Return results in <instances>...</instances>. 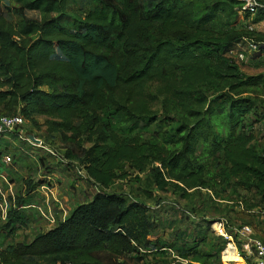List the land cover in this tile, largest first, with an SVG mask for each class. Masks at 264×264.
Returning a JSON list of instances; mask_svg holds the SVG:
<instances>
[{
	"label": "trees",
	"instance_id": "16d2710c",
	"mask_svg": "<svg viewBox=\"0 0 264 264\" xmlns=\"http://www.w3.org/2000/svg\"><path fill=\"white\" fill-rule=\"evenodd\" d=\"M242 6L0 0V116L36 128L44 117L47 137H57L65 159L99 188L49 230L4 244L33 218L27 210L40 182L25 180L23 193L8 197L0 264H129L126 257L145 264L149 255L221 264L227 239L209 231L210 221L175 228L142 198L204 189L229 201L242 190L264 204V138L255 134L264 123V73L247 75L228 56L248 39L258 45L251 60L264 68V33L239 25L263 22L264 12L251 17ZM125 180L139 185L135 195L107 192ZM161 225L171 240L153 236Z\"/></svg>",
	"mask_w": 264,
	"mask_h": 264
},
{
	"label": "rangeland",
	"instance_id": "374dc122",
	"mask_svg": "<svg viewBox=\"0 0 264 264\" xmlns=\"http://www.w3.org/2000/svg\"><path fill=\"white\" fill-rule=\"evenodd\" d=\"M1 5H5V2H1ZM25 15L27 18H39L38 14L33 12H26ZM12 20L16 21L17 19L12 18ZM239 25L245 26L247 22L242 21ZM252 25L257 31L264 33V21ZM242 50H247L245 43L234 46L231 49L232 52L229 51L228 53V56L239 64L241 71L247 75L264 73V68L258 66L257 61L251 60V57L254 56L253 53L244 52L245 59L242 61L237 58V53ZM44 120V117L38 118L39 128L24 122V125L18 129L21 130V137H18V131L0 136V150H4V153L0 154H8L11 158L9 165H0V172L7 178L8 185L2 181L0 184L6 196L11 197V194L14 196L23 193L25 180L31 179L33 182H40L34 192L35 205H40L42 201V195L38 192L39 187L43 184L53 187L55 192L53 211L57 220H59L64 215L67 216L77 205L90 201L94 194L99 191V188L85 180L86 176L81 166L65 159L64 147L57 137H47L45 129L41 125ZM255 134L256 137L264 138V123L256 125ZM30 136L34 140H31ZM25 137L35 146L24 140ZM138 186L134 181H116L107 192L133 196L139 191ZM188 193L191 195L189 198H180L178 193L174 194L168 190L167 192L155 193L153 200L144 198L142 200L147 206L157 211L160 220L174 221L173 226L181 230L187 227L190 229L201 218L210 221L209 231L214 236L222 237L219 234L220 231L226 234L227 244L231 243L234 247L230 251L234 255L233 257H223L224 260L229 261L227 264H252L250 258H248L249 260H245L243 257V259H240L241 255L245 254L242 250L246 240L241 239L238 232L243 227L248 226L252 230L250 238L261 241L259 236L260 232L264 233V204L262 205L259 202V198L253 193L242 190L238 191V195H230L229 201L214 200L204 189L194 192L189 190ZM223 196L227 197V193ZM34 210L31 208L27 210V213L33 216L28 227H22L8 236H5L6 234L2 232L5 236L4 244L28 242L36 233L45 232L51 228L37 216ZM191 210L192 212H190ZM245 218H250L253 224H249V221ZM3 223L4 220L1 219L0 211V233ZM214 225H217L216 228H214ZM171 233L172 230L167 225L166 227L161 225L155 230L153 236L171 240ZM167 256L154 258L149 255L145 257L144 263L176 264L173 255ZM124 260L129 264L133 263L130 257H126ZM221 264L224 263L221 261Z\"/></svg>",
	"mask_w": 264,
	"mask_h": 264
},
{
	"label": "built area",
	"instance_id": "2783aa9c",
	"mask_svg": "<svg viewBox=\"0 0 264 264\" xmlns=\"http://www.w3.org/2000/svg\"><path fill=\"white\" fill-rule=\"evenodd\" d=\"M241 1L243 3L242 12H248L251 15V17L254 16L260 9L263 10L264 12V5L259 3L258 0H241ZM246 22H247L248 30H256L254 27H252L253 26L252 24L248 23L249 20H247ZM241 43H245L247 45V50H242L236 55L237 58H239V60L241 61L245 59L244 52L249 51L254 54L258 51V45L255 44L254 42H251L248 39L243 40ZM239 44H237V46ZM23 125H24V121L21 116L18 115L13 117L0 116V136H3L7 133H13L15 131H18V137L19 136L21 137V130H16V129H19ZM24 140L34 145L28 139H26V137L24 138ZM10 163H11V158L8 154H0V164H2L3 166H7ZM1 181L5 182L8 185L7 178L0 173V183ZM38 192L42 195L41 204L32 205L29 207L34 208L37 211L40 218L49 227L52 228L57 223V218L53 211V201H55V199H53L55 195L54 189L53 187H48L47 185L43 184L39 187ZM0 197H1L0 200L1 219L5 220L7 207H8V197L6 196L4 191H2L1 184H0ZM11 197L12 200H14V196L12 194ZM65 217L66 215H64L61 219H64ZM251 233L252 230L248 226L243 227L238 232L240 238L246 240L245 244L250 248L247 254L248 255L247 258L251 259L252 264H264V243L260 240L250 238ZM219 234H221L222 237L227 239L226 234L221 233V231L219 232ZM229 244H226V246L221 252V261L224 264H227V262H229L223 259V254Z\"/></svg>",
	"mask_w": 264,
	"mask_h": 264
},
{
	"label": "bare ground",
	"instance_id": "6f19581e",
	"mask_svg": "<svg viewBox=\"0 0 264 264\" xmlns=\"http://www.w3.org/2000/svg\"><path fill=\"white\" fill-rule=\"evenodd\" d=\"M217 225H214V228H216ZM232 249H234L232 244H229L223 254V257H233L234 255H232L230 252Z\"/></svg>",
	"mask_w": 264,
	"mask_h": 264
},
{
	"label": "crops",
	"instance_id": "0c3cea01",
	"mask_svg": "<svg viewBox=\"0 0 264 264\" xmlns=\"http://www.w3.org/2000/svg\"><path fill=\"white\" fill-rule=\"evenodd\" d=\"M1 173V172H0ZM2 174V173H1ZM261 238V241L264 243V233L263 232H260V236ZM244 246V249L242 250L243 252H245V256H248V251L250 250V248L248 246H246V244L243 245ZM239 256V255H238ZM240 257V256H239ZM240 259H243L242 257H240Z\"/></svg>",
	"mask_w": 264,
	"mask_h": 264
},
{
	"label": "water",
	"instance_id": "95a60500",
	"mask_svg": "<svg viewBox=\"0 0 264 264\" xmlns=\"http://www.w3.org/2000/svg\"><path fill=\"white\" fill-rule=\"evenodd\" d=\"M30 139H31V140H34L31 136H30ZM36 142H37V141H36Z\"/></svg>",
	"mask_w": 264,
	"mask_h": 264
}]
</instances>
